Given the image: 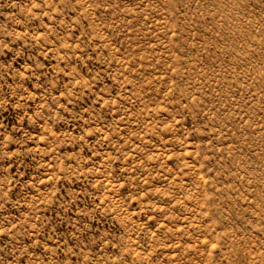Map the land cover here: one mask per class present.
<instances>
[{
    "label": "rangeland",
    "instance_id": "1",
    "mask_svg": "<svg viewBox=\"0 0 264 264\" xmlns=\"http://www.w3.org/2000/svg\"><path fill=\"white\" fill-rule=\"evenodd\" d=\"M0 264H264V0H0Z\"/></svg>",
    "mask_w": 264,
    "mask_h": 264
}]
</instances>
